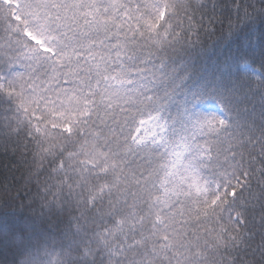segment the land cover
<instances>
[{
    "label": "snow or ice",
    "instance_id": "obj_1",
    "mask_svg": "<svg viewBox=\"0 0 264 264\" xmlns=\"http://www.w3.org/2000/svg\"><path fill=\"white\" fill-rule=\"evenodd\" d=\"M257 15L264 0H0V141L42 225L0 230L11 264H264V63L195 83L191 59Z\"/></svg>",
    "mask_w": 264,
    "mask_h": 264
},
{
    "label": "trees",
    "instance_id": "obj_2",
    "mask_svg": "<svg viewBox=\"0 0 264 264\" xmlns=\"http://www.w3.org/2000/svg\"><path fill=\"white\" fill-rule=\"evenodd\" d=\"M252 2L258 3V0ZM191 59L196 65L195 83L240 82L243 61L247 60L254 67L264 63V17L257 15L254 21L242 23L232 34H229L227 23L217 25L214 34H201ZM202 107L215 111L217 101L208 98ZM23 174L18 158L10 149L6 151L0 141V230L8 231L22 223L42 226L35 221L34 210L23 198ZM38 211V207L35 208V212ZM11 259L12 253L0 246V264H11Z\"/></svg>",
    "mask_w": 264,
    "mask_h": 264
},
{
    "label": "rangeland",
    "instance_id": "obj_3",
    "mask_svg": "<svg viewBox=\"0 0 264 264\" xmlns=\"http://www.w3.org/2000/svg\"><path fill=\"white\" fill-rule=\"evenodd\" d=\"M208 110L212 111L211 109H208Z\"/></svg>",
    "mask_w": 264,
    "mask_h": 264
}]
</instances>
